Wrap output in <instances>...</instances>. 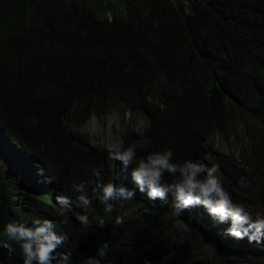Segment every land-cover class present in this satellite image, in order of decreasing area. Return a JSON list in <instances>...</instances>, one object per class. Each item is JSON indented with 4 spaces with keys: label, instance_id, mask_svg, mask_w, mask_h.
<instances>
[{
    "label": "trees",
    "instance_id": "16d2710c",
    "mask_svg": "<svg viewBox=\"0 0 264 264\" xmlns=\"http://www.w3.org/2000/svg\"><path fill=\"white\" fill-rule=\"evenodd\" d=\"M113 110L150 124L153 143L138 155L171 147L180 162L209 164L217 135L240 141L250 167L263 165L264 0H0V133L34 170L0 171V233L11 220L47 218L69 235L60 251L74 261L108 241L104 264H264V244L245 246L198 213L177 215L171 197L138 190L111 215L94 200L103 229L61 222L56 195L75 199L82 181L93 195L97 170L104 183L136 187L131 166L75 131ZM138 139L128 128L123 143ZM22 255L0 235L2 264Z\"/></svg>",
    "mask_w": 264,
    "mask_h": 264
},
{
    "label": "clouds",
    "instance_id": "9594fccd",
    "mask_svg": "<svg viewBox=\"0 0 264 264\" xmlns=\"http://www.w3.org/2000/svg\"><path fill=\"white\" fill-rule=\"evenodd\" d=\"M106 116L103 119L92 118L104 121ZM87 123L75 131L87 137L90 147L108 152V158L119 161L125 171L131 166V178L136 187L130 188L126 184L117 183L119 177L104 183L99 179L101 173L97 170L98 180L92 189L93 195L88 194L86 181L72 185L73 190L78 193L75 199L70 195H56L55 200L59 206L58 215L63 218L62 223H66L71 216L84 228H88L95 219L99 228L103 229L106 221L104 217L95 215L94 200L103 205L104 213L111 215L116 210V202L133 200L138 190L140 193H146L150 201L157 199L168 201L171 197L172 208L180 216L190 208H195L199 216L204 210L207 214L204 215L203 220L210 223L212 220L217 225H228L223 232L227 237L245 240L247 245L264 244V210L253 213L243 202L234 201L235 184H233V192L230 193L217 175L222 165L217 154L213 162L218 164L212 165H209L211 162L207 164L198 159H185L180 162L174 158L176 153L171 147L149 151L147 155H138L139 149L153 143L147 134L150 124L144 121L134 126L138 140L125 146L124 133L122 141L119 136H116L107 150L104 147L92 145L88 133L79 131L84 129ZM216 137L219 136L216 135L213 140ZM241 168L246 172V175H242L246 179V186L251 185L254 178L259 186L264 188V179L262 181L259 179V174L264 173V169L254 173L253 165ZM39 172H41L40 169ZM166 175L170 179L166 178ZM124 220V216L118 214L114 222L116 225H122ZM184 227L187 229L188 224L185 223ZM0 235L6 237L9 242L19 245L23 254V264H104L110 251L109 242L103 241L97 245L95 255L82 254L78 261H74L71 249L60 251L69 239V235L66 232H58L56 222L47 218H36L30 223L23 220H11L4 225ZM145 264H152V262L146 260Z\"/></svg>",
    "mask_w": 264,
    "mask_h": 264
},
{
    "label": "rangeland",
    "instance_id": "374dc122",
    "mask_svg": "<svg viewBox=\"0 0 264 264\" xmlns=\"http://www.w3.org/2000/svg\"><path fill=\"white\" fill-rule=\"evenodd\" d=\"M143 122L139 117H131L130 115H123L120 112H111L106 116L104 121L92 118L84 129L80 132H86L90 136V141L94 146L104 147L107 150L112 144L114 138L119 136L122 141V135L128 128H132L138 123ZM215 149L217 151V158L222 162L224 168L219 171L218 176L223 181L225 177L230 183L235 184L233 197L236 202H243L248 206L253 213L259 210H264V188L259 186L258 182L253 178L251 185L246 186V179L242 175L246 172L241 167H249L251 163H246L247 153L242 150V144L238 140H226L216 137L214 140ZM248 157H251L248 155ZM218 164V162L211 161V164ZM32 163L21 153L17 151L14 145L0 133V171L2 174L17 175L20 173L34 174ZM221 165V166H222ZM264 165V164H263ZM263 165L258 161L253 162V172L258 173L263 170ZM253 173V174H254ZM46 176V175H44ZM224 183V182H223ZM225 186V184H224ZM227 189V187L225 186ZM228 190V189H227ZM196 213L195 208H190L185 211L183 215L189 217ZM199 218H203L207 214L204 210L200 212ZM211 224L216 227V230L224 231L228 225H217L211 220ZM229 239H234L228 237ZM245 240L240 241L239 243ZM260 245V244H259ZM263 245V244H262ZM245 246H248L247 244ZM261 248L264 249V246Z\"/></svg>",
    "mask_w": 264,
    "mask_h": 264
}]
</instances>
